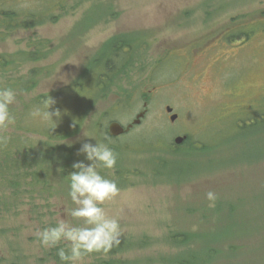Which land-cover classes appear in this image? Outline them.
<instances>
[{
    "label": "rangeland",
    "instance_id": "obj_1",
    "mask_svg": "<svg viewBox=\"0 0 264 264\" xmlns=\"http://www.w3.org/2000/svg\"><path fill=\"white\" fill-rule=\"evenodd\" d=\"M263 10L264 0H0V12L19 14L10 24L31 22L0 30V54L33 55L8 75L0 72V80L35 82L16 90L13 106L22 112L30 106L12 134L31 138L35 154L59 145L49 153L51 163L84 160L78 154L89 139L84 134L103 142L109 123H130L148 103L141 124L109 137L117 164L101 170L119 188L102 207L119 219L120 240L131 245L85 254L79 264L158 257L167 252L170 231L194 226L224 250L234 246L224 264H264V121L251 123L264 120V19L247 22L246 39L227 37L242 15L259 18ZM107 64L115 68L106 80ZM36 97L53 99L50 111L64 113L56 128L80 122L56 147L38 142L47 133L25 130L49 128L45 102L31 103ZM180 135L187 140L177 144ZM49 175L56 179L51 196L25 191L0 208V264H55L35 233L61 218L83 223L67 214L76 207L70 184L54 170ZM209 190L218 194L216 210L207 206ZM144 236L149 245L132 246Z\"/></svg>",
    "mask_w": 264,
    "mask_h": 264
},
{
    "label": "trees",
    "instance_id": "obj_2",
    "mask_svg": "<svg viewBox=\"0 0 264 264\" xmlns=\"http://www.w3.org/2000/svg\"><path fill=\"white\" fill-rule=\"evenodd\" d=\"M13 15H19L15 11H5L0 12V30L9 29L11 27H27L30 25V20L23 19L19 20L16 24H10ZM217 13H212V11L207 10V16H216ZM242 21L238 26H232L230 29H236V33L232 30L228 34V37L232 40L243 39L250 36V30L245 26L248 21L255 20L259 21L264 19V10L261 12L259 18H246L245 15L240 17ZM22 54L16 56L14 54H0V72H4V75H8L9 72L13 71L16 67L17 62L25 59H32L33 55L31 53L20 52ZM25 56H24V55ZM106 71L103 75L106 76V80L110 76V72L113 68H110L108 64L106 65ZM110 71V72H109ZM11 76V75H10ZM9 79L0 80V87H11L15 91L22 90L28 91L34 87L35 82L29 81H17L10 77ZM104 77L101 76L98 79V85L103 83ZM105 80V81H106ZM46 100L45 97H36L31 101V103L42 104ZM30 103V104H31ZM25 105L24 112L27 110ZM30 106V105H29ZM11 111L16 117V123L23 116L24 112L20 108H15L11 106ZM263 119L257 118L255 123H263ZM15 123V124H16ZM80 126L78 123H69L62 125L59 128L51 129L50 127L44 131L40 132L37 130L25 129L29 133H39L44 136L47 133L48 140L38 141L41 145L45 142H50L54 147L55 141H63L65 138L69 137L75 129ZM11 127V133L9 128ZM7 129H0V208H5L6 210L11 206L13 202L17 199H21L24 196L25 191H34L39 195H49L51 196L55 190L56 179L50 178V170H54L56 174L62 176L64 181L70 184L68 173L73 171L72 162L62 161L53 164L52 160H47L49 158V153L54 149L51 146H44V149L39 153L35 154L32 148H29L27 141L31 138L23 139L16 134L13 129L14 126H10ZM17 129H23L21 127ZM186 142V141H185ZM61 145V144H60ZM59 145L55 149H57ZM54 149V150H55ZM18 160H31V161H18ZM34 160V161H32ZM57 167V168H56ZM63 167L64 170L58 171L59 168ZM117 175L121 177H126L123 170L117 169ZM41 187V189H39ZM57 193L61 196V191L56 186ZM222 204V203H221ZM226 204L231 203L228 201ZM216 210V208H215ZM232 225V224H231ZM54 226V225H53ZM205 234H201L200 230H188V229H178L170 231L167 238V252L160 254L158 257L155 256H145L143 258H126L122 259L119 257H96L91 264H224L223 260L227 253H234L235 248L231 246L228 250H224L219 244L220 240L217 239H204ZM119 245H114L110 250L111 252L122 251L129 247L131 240H120ZM63 247L65 246V242ZM149 238L143 237L137 240L133 247L136 246H147L149 245ZM59 247V246H58ZM57 248H51L47 250L50 260L55 261V264H63L57 255Z\"/></svg>",
    "mask_w": 264,
    "mask_h": 264
},
{
    "label": "clouds",
    "instance_id": "obj_3",
    "mask_svg": "<svg viewBox=\"0 0 264 264\" xmlns=\"http://www.w3.org/2000/svg\"><path fill=\"white\" fill-rule=\"evenodd\" d=\"M16 98L17 93L13 88L0 87V129L15 125L16 117L11 111V106L16 102ZM54 103L53 99L46 101L43 111L44 119L52 130L57 127L64 114L59 108L50 111ZM35 114L36 112H33V115ZM84 136L89 139L82 143L78 154H83L85 159L74 161L72 164L74 170L68 173L70 180L68 196L76 207L67 213L74 219H82L83 223L73 224L61 218L54 226L50 225L35 233L42 246L58 249L57 255L63 264H79L85 254L107 253L121 242L122 229L119 219L109 216L102 207L119 192L117 181L102 175L101 171L116 167L117 153L109 146L111 141L107 135L103 142L97 140L95 136L88 134ZM62 170L63 167L58 169L59 172ZM205 195L207 206L215 208L218 194L209 190ZM193 230H196L195 226ZM62 242H65V246L58 247Z\"/></svg>",
    "mask_w": 264,
    "mask_h": 264
},
{
    "label": "water",
    "instance_id": "obj_4",
    "mask_svg": "<svg viewBox=\"0 0 264 264\" xmlns=\"http://www.w3.org/2000/svg\"><path fill=\"white\" fill-rule=\"evenodd\" d=\"M173 109L170 106H167V111L171 112ZM146 110H143L142 112H140L139 114H137V116L135 117V119H133V121L129 124H127L126 127H124L123 125H121L119 122L117 121H112L111 123H109L108 126V130L110 135L112 136H118L122 133H124L125 131H129L135 124H139L141 122L142 117L145 116ZM177 117V114H173L171 116V120H175ZM186 136H177L175 138V142L177 144L182 143L185 140Z\"/></svg>",
    "mask_w": 264,
    "mask_h": 264
},
{
    "label": "flooded vegetation",
    "instance_id": "obj_5",
    "mask_svg": "<svg viewBox=\"0 0 264 264\" xmlns=\"http://www.w3.org/2000/svg\"><path fill=\"white\" fill-rule=\"evenodd\" d=\"M194 53H196V52L194 51Z\"/></svg>",
    "mask_w": 264,
    "mask_h": 264
}]
</instances>
